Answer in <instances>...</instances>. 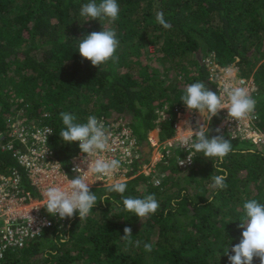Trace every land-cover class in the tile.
I'll list each match as a JSON object with an SVG mask.
<instances>
[{
    "label": "trees",
    "instance_id": "trees-1",
    "mask_svg": "<svg viewBox=\"0 0 264 264\" xmlns=\"http://www.w3.org/2000/svg\"><path fill=\"white\" fill-rule=\"evenodd\" d=\"M89 2L0 0V133L7 131L6 116L18 113L49 124L51 147L74 177L69 166L79 143L60 139V113L75 115L77 123H86L90 115L115 114L132 127L139 162L149 161V132L159 127L162 139L175 135L174 118L186 86L202 81L217 93L208 56L220 67L236 65L240 76L253 77L252 98L264 131V0H117L115 22L87 21L80 9ZM158 12L169 29L157 23ZM103 29L116 32L119 59L98 68L81 57L78 46ZM167 62L173 65L171 73L163 65ZM165 106L166 119L158 121L157 110ZM218 122L217 115L212 117L205 133L232 144L220 165L229 173L226 189L211 187L212 177L220 174L215 158L197 153L182 169L177 156L185 151L178 147L158 165L159 186L144 175L124 182V197L155 194L160 207L154 215L141 221L124 209L119 193L91 189L98 202L86 219L76 214L56 222L22 249L7 251L0 264H230L231 248L242 238L244 202L264 203V148L251 149L248 142L218 133ZM12 154L0 148V170L19 168L24 188L30 189ZM105 194L109 200L99 201ZM125 227L132 229L133 241L141 242L139 248L121 240ZM144 243L152 244L151 252ZM252 264H260L259 258Z\"/></svg>",
    "mask_w": 264,
    "mask_h": 264
},
{
    "label": "built area",
    "instance_id": "built-area-1",
    "mask_svg": "<svg viewBox=\"0 0 264 264\" xmlns=\"http://www.w3.org/2000/svg\"><path fill=\"white\" fill-rule=\"evenodd\" d=\"M227 69L214 70L213 75L217 79V94L226 99L224 88L227 85L245 88L252 96L256 90L253 77H242L235 73L233 77L227 76L225 74ZM166 108L165 106L162 110H157L158 121L166 119ZM196 113L198 112L195 110L187 109L186 105L178 107L174 118L175 135L173 137L162 139L160 128L156 127L155 132L158 131L159 134L157 132L156 135L149 136L147 140L153 148L152 155L149 161L144 162H139L142 156L137 149L138 141L128 122L110 119L106 116L97 117L103 121L106 130L110 133V146L108 150L99 151L91 157L79 150L71 159L69 166L74 177L69 176L51 147L53 129L49 124L31 120L24 113L9 116L6 120V133H0V148L13 151L12 155L23 168L30 189L24 188V176L19 168H13L8 172L0 170V253H2L0 263L7 251L22 249L30 241L40 237L45 229L51 228L56 222L67 219L61 220L58 215L52 216L47 212V200L44 193L49 187L58 186L69 189V182L76 175L86 177L90 189L107 188L115 182H126L140 175L152 176L154 185L157 180L161 183L163 178L158 171V165L163 160L172 157V153L179 149L180 138L189 133V127L194 131L198 130ZM256 113L258 114L257 111ZM184 115L188 116L189 121L186 122ZM217 116L219 117L218 133L240 139L254 146L264 145V131L258 126V116L252 120L236 121L228 116L227 109H222ZM209 122L210 119L208 124ZM203 124H205L204 120L201 126L206 128ZM45 129L51 130V134H47V142L44 135ZM184 151L183 156H177V163L179 158L187 159V151ZM99 159H117L120 161V168L110 176L95 174L91 169L95 161ZM192 163L193 161L190 164L178 166L186 168ZM75 168H79L80 171L74 172Z\"/></svg>",
    "mask_w": 264,
    "mask_h": 264
},
{
    "label": "clouds",
    "instance_id": "clouds-1",
    "mask_svg": "<svg viewBox=\"0 0 264 264\" xmlns=\"http://www.w3.org/2000/svg\"><path fill=\"white\" fill-rule=\"evenodd\" d=\"M119 13L120 7L117 0H101L99 4L95 0H90L89 3L82 5L80 9V15L85 17L87 21L107 18L109 22H115L119 19ZM156 21L165 29L171 27L170 23L165 20L163 12L156 14ZM119 44L120 41L117 39L114 30L103 29L82 38L78 46V52L82 58L90 61L92 66L100 68L109 61L113 64L118 62L119 57L116 52ZM207 63L211 67L212 73L217 68L229 67H220L212 58H209ZM224 93L226 99L224 96L209 90L204 82L198 81L186 86L180 101L184 103L183 105H186L187 109L195 110L200 115L207 113L210 119L218 115L222 109H227L228 116L236 121L256 118V100L252 98L247 89L226 85ZM60 117L64 128L61 129L59 137L65 143L78 142L81 152L87 154L88 157L99 151L108 150L110 133L106 130L102 120L90 115L86 123H77L75 115L67 112H61ZM207 128L199 126L198 130L194 131L189 127V133L181 136L179 146L187 151V159L179 158L178 165L190 164L193 157L201 152L206 158H215L214 169L220 174L212 177L211 187L223 190L228 186L226 180L229 173L226 168L220 165L233 151V147L230 140L222 136L217 135L209 138L208 133H205ZM47 134H51V130L45 129L44 131L46 142ZM119 168L120 161L117 159H99L95 161L91 170L98 175L110 176ZM78 171H80L79 168L74 169V172ZM69 183V189L52 186L46 190L44 193L47 200L46 210L52 216L58 215L61 220L72 218L76 214H78L80 220L86 219L97 204L98 197L91 191L90 184L84 176L76 175ZM159 183V180L155 181L156 186H159ZM126 187L124 182H115L108 187V193H119L123 197L124 209L134 213L141 221L157 212L160 205L155 194H149L143 198L124 197ZM109 198V195L105 194L99 198V201H107ZM207 200L211 203L210 198ZM243 210L245 220L239 225L243 229L242 238L238 244L231 248L234 255H229L228 259L230 264H252L253 258L257 257L260 264H264V203H260L256 199H250L244 202ZM123 231L124 234L120 238L126 242V246L139 248L141 242L132 240V229L125 227ZM67 239L68 237H65L63 242H67ZM143 247L146 252H151L153 246L150 243H144ZM227 252L228 248L225 250L226 254ZM0 258H2V253H0Z\"/></svg>",
    "mask_w": 264,
    "mask_h": 264
},
{
    "label": "rangeland",
    "instance_id": "rangeland-1",
    "mask_svg": "<svg viewBox=\"0 0 264 264\" xmlns=\"http://www.w3.org/2000/svg\"><path fill=\"white\" fill-rule=\"evenodd\" d=\"M151 48V50L150 51H152V52H154L155 51V49H156V47H150ZM209 59V56L206 58V62H207V60ZM155 62H157V64H158V66H160V64H159V62H158V60H156ZM164 66H166V68H168V70L167 71H171L172 69H173V65L170 63H164L163 64ZM177 69H174V71H176ZM171 73V72H170ZM234 73L237 75L238 74V67L236 66V65H231V66H229L228 67V69H227V71L225 72V74L228 76V75H230V76H232L233 77V75H234ZM225 74H223V75H225ZM21 112V111H20ZM19 114V113H18ZM18 114H15V115H12V116H17ZM196 115V118L198 119V122H197V127L198 126H201L202 125V123H203V120L205 121V124H203V125H206V127H208L209 126V124H208V120L210 119V117H209V115L207 114V113H204V114H202V115H200L199 113H196L195 114ZM116 115L115 114H113V116L112 117H110V119H119V120H125V117H115ZM6 117H9V116H6ZM114 117V118H113ZM184 117H185V120H186V122L187 121H189L188 120V116L187 115H184ZM157 131V130H156ZM158 132V131H157ZM157 132H155V129L154 130H151L150 132H149V136H154V135H156L157 134ZM147 145H148V143L147 142H145ZM148 147H149V145H148ZM249 147L251 148V149H255L256 147H260V148H264V145H260V146H254V145H249ZM152 152H153V148L151 149V155H152ZM172 154H174V153H172ZM141 156H142V154H141ZM158 156V155H157ZM164 161V160H163ZM163 161L162 162H160V164L161 163H163ZM185 167H183L182 169H184ZM147 172H149V171H147ZM138 177V176H137ZM146 177V176H145ZM133 178H135V176L133 177ZM132 178V179H133ZM153 181H154V179H153ZM182 184H183V182H182ZM192 188H194V187H192ZM104 189H106V188H99V189H94V190H99V191H102V190H104ZM211 191V190H210Z\"/></svg>",
    "mask_w": 264,
    "mask_h": 264
},
{
    "label": "crops",
    "instance_id": "crops-1",
    "mask_svg": "<svg viewBox=\"0 0 264 264\" xmlns=\"http://www.w3.org/2000/svg\"><path fill=\"white\" fill-rule=\"evenodd\" d=\"M158 134H159V132H158Z\"/></svg>",
    "mask_w": 264,
    "mask_h": 264
}]
</instances>
